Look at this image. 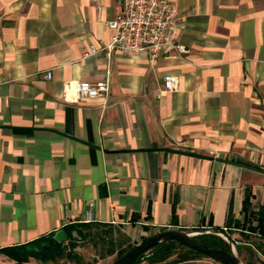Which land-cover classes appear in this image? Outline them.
<instances>
[{
  "label": "crops",
  "instance_id": "obj_1",
  "mask_svg": "<svg viewBox=\"0 0 264 264\" xmlns=\"http://www.w3.org/2000/svg\"><path fill=\"white\" fill-rule=\"evenodd\" d=\"M173 1L184 57L106 58L121 0H0V249L103 225L220 228L264 253L227 224L246 192L264 206V172L237 164L264 168V0ZM106 76L105 96L74 99L73 82Z\"/></svg>",
  "mask_w": 264,
  "mask_h": 264
},
{
  "label": "built area",
  "instance_id": "obj_2",
  "mask_svg": "<svg viewBox=\"0 0 264 264\" xmlns=\"http://www.w3.org/2000/svg\"><path fill=\"white\" fill-rule=\"evenodd\" d=\"M90 1L98 11L102 10L100 0ZM105 24L112 30L111 37L95 51L102 52L106 58H110L115 51L126 55L147 52L152 57L172 52L184 57L188 52L177 40V32L184 29L185 21L173 0H121L120 9ZM44 77L50 78L51 72L46 71ZM109 84V77L106 76L95 81H75L71 87L74 99L94 98L105 96ZM176 84V76L166 73L163 76V87L157 95L172 91Z\"/></svg>",
  "mask_w": 264,
  "mask_h": 264
},
{
  "label": "trees",
  "instance_id": "obj_3",
  "mask_svg": "<svg viewBox=\"0 0 264 264\" xmlns=\"http://www.w3.org/2000/svg\"><path fill=\"white\" fill-rule=\"evenodd\" d=\"M227 224L228 226H233L234 228H237L243 239L249 240L253 234H257L264 237V206L254 211L251 208L249 202V192H246L242 202V218L234 220H231L230 218L228 219ZM220 230H223L226 233L228 232L224 229ZM53 234L54 232L44 235L38 239H35L25 244L2 248L0 249V252L5 254L7 257L15 260L16 264H24L25 262H28L29 258L31 257L40 259L42 262L53 260L55 259L56 255H62L66 248V246L64 245V241H56L53 238ZM145 238L147 237H144L142 240H144ZM193 239L196 242L204 245L205 247H214L228 250V244L226 240L215 234L196 235L193 236ZM250 242L255 248L261 249V245L256 241ZM66 244L69 247L74 246V244L71 242V239L69 238H67ZM131 248L132 247H129L126 250L121 251L118 254L117 258H119ZM178 248H183L185 250L183 260L190 259L191 255L206 256L204 254H201L190 248L185 247L184 245L175 240H168L165 242L158 243L146 252L140 254L139 257L132 264H141L142 261H146L147 264H164ZM235 248L239 254V249H241L239 244L235 243ZM69 252L70 250L66 255L68 257H71V253Z\"/></svg>",
  "mask_w": 264,
  "mask_h": 264
},
{
  "label": "rangeland",
  "instance_id": "obj_4",
  "mask_svg": "<svg viewBox=\"0 0 264 264\" xmlns=\"http://www.w3.org/2000/svg\"><path fill=\"white\" fill-rule=\"evenodd\" d=\"M142 238L143 237L131 238V236L117 229L114 231L107 226L92 225L86 229L85 234L82 235L79 242L71 240L74 246L69 247L64 242L66 248L63 254L56 255L55 259L42 262L40 259L31 258L36 260V264H110L116 260L121 251L129 247H134L142 241ZM69 250L71 257L66 255ZM184 251L183 248H178L164 264H224L221 261H216L207 256L191 255L190 259L183 260V256L185 255ZM235 251L244 264H264L262 259L264 253L258 256L252 253V251H246L242 248L239 249V254L236 248ZM9 259L14 262H7L9 260H4L1 264H16L15 260ZM141 264L147 263L146 261H142Z\"/></svg>",
  "mask_w": 264,
  "mask_h": 264
},
{
  "label": "water",
  "instance_id": "obj_5",
  "mask_svg": "<svg viewBox=\"0 0 264 264\" xmlns=\"http://www.w3.org/2000/svg\"><path fill=\"white\" fill-rule=\"evenodd\" d=\"M237 164L256 171L264 172V168L254 167L245 163ZM201 234H215L222 237L228 244V250L214 247L209 248L196 242L193 239V236ZM66 236L67 235L63 230L55 231L53 234V238L58 242L65 240ZM168 240H175L187 248L221 261L224 264H244L235 251V242L230 235L223 230L213 227L200 229H167L162 232H158L148 236L110 264H132L140 254L146 252L154 245Z\"/></svg>",
  "mask_w": 264,
  "mask_h": 264
}]
</instances>
